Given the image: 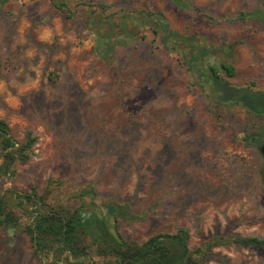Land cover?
Here are the masks:
<instances>
[{
  "label": "rangeland",
  "instance_id": "obj_1",
  "mask_svg": "<svg viewBox=\"0 0 264 264\" xmlns=\"http://www.w3.org/2000/svg\"><path fill=\"white\" fill-rule=\"evenodd\" d=\"M66 1L62 12L50 0L0 4V118L14 141L36 136L0 193L48 188V203L81 207L91 234L98 214L137 242L178 226L190 248L216 233L264 237L263 160L243 139L264 118L216 106L200 74L213 66L233 89L264 91V0ZM199 46L207 55L188 69ZM12 208L18 226L0 227V264H37L21 229L27 217ZM202 264L264 256L228 244Z\"/></svg>",
  "mask_w": 264,
  "mask_h": 264
},
{
  "label": "trees",
  "instance_id": "obj_2",
  "mask_svg": "<svg viewBox=\"0 0 264 264\" xmlns=\"http://www.w3.org/2000/svg\"><path fill=\"white\" fill-rule=\"evenodd\" d=\"M6 1L8 0H0V4ZM173 1L179 3V0ZM50 3L56 11H68L66 0H50ZM260 18L264 21V16ZM154 24L161 28L162 40L170 38L164 23L160 26L156 22ZM152 32L157 33V30L153 29ZM206 55L207 52L201 46L194 48L186 59L187 68L196 70L198 67L194 63L200 66V57ZM209 69L212 76L200 74L210 79L216 88V106L221 103H238L247 114L264 118V91L247 86L239 90L233 89L225 78L216 74L215 67L209 66ZM217 69L227 77L234 74L233 66L228 63L219 62ZM243 139L259 146L264 142V123H259ZM35 141L36 136L30 131H25L19 142L14 141L7 122L0 118V179L13 173L16 161L29 157ZM50 182L48 180L47 184ZM48 192V188L41 193L34 189L19 192L7 188L0 193V227H17L18 215L12 205L20 209L27 217L21 229L28 237L31 253L37 258V264H83L92 256L96 257L92 264H202L213 247L228 244L259 249L264 256V237L216 233L190 248L188 230L178 226L173 232L153 233L137 242L113 236L107 225L108 220L105 221L98 214L93 216L96 232L91 234L81 207H71L68 203L60 202L48 203ZM126 214L130 218H136L134 214Z\"/></svg>",
  "mask_w": 264,
  "mask_h": 264
},
{
  "label": "water",
  "instance_id": "obj_3",
  "mask_svg": "<svg viewBox=\"0 0 264 264\" xmlns=\"http://www.w3.org/2000/svg\"><path fill=\"white\" fill-rule=\"evenodd\" d=\"M225 50V49H223ZM258 151H259V154L263 160V172H264V142L260 143L259 146H258ZM110 233L116 237V234L114 233V231L112 229H109Z\"/></svg>",
  "mask_w": 264,
  "mask_h": 264
},
{
  "label": "flooded vegetation",
  "instance_id": "obj_4",
  "mask_svg": "<svg viewBox=\"0 0 264 264\" xmlns=\"http://www.w3.org/2000/svg\"><path fill=\"white\" fill-rule=\"evenodd\" d=\"M125 30L123 29L121 32H124Z\"/></svg>",
  "mask_w": 264,
  "mask_h": 264
}]
</instances>
